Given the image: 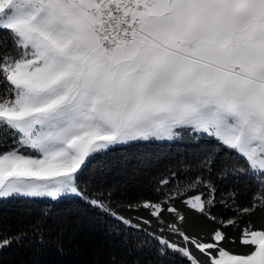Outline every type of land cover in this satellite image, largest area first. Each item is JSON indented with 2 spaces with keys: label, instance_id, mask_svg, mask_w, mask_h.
<instances>
[{
  "label": "snow or ice",
  "instance_id": "snow-or-ice-1",
  "mask_svg": "<svg viewBox=\"0 0 264 264\" xmlns=\"http://www.w3.org/2000/svg\"><path fill=\"white\" fill-rule=\"evenodd\" d=\"M152 144L180 146L174 165L113 206V153ZM17 199L94 213L108 264H264V0H0V201ZM46 217L0 227V253L43 244Z\"/></svg>",
  "mask_w": 264,
  "mask_h": 264
},
{
  "label": "trees",
  "instance_id": "trees-1",
  "mask_svg": "<svg viewBox=\"0 0 264 264\" xmlns=\"http://www.w3.org/2000/svg\"><path fill=\"white\" fill-rule=\"evenodd\" d=\"M178 150L180 146L175 144H152L125 147L113 153L126 156L129 161L127 168H117L100 178L105 187L112 189L113 206L120 201L153 198L155 180L167 175ZM140 152L145 153V159L138 161L134 157ZM240 187L243 193V186ZM45 210L51 231L45 234L44 243H30L29 237L23 244H13L0 253V264H108L109 253L119 251V240L106 234L103 220L96 219L90 211L83 212L72 200L59 203L40 199L0 201V227L7 232H17L43 218ZM252 219L257 228L264 224V217L259 213ZM202 226L190 216V231ZM176 264H179L178 258Z\"/></svg>",
  "mask_w": 264,
  "mask_h": 264
}]
</instances>
